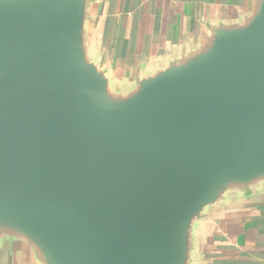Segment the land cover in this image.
I'll return each mask as SVG.
<instances>
[{
    "label": "water",
    "instance_id": "1",
    "mask_svg": "<svg viewBox=\"0 0 264 264\" xmlns=\"http://www.w3.org/2000/svg\"><path fill=\"white\" fill-rule=\"evenodd\" d=\"M98 0H0V264H198L264 191V0L120 77Z\"/></svg>",
    "mask_w": 264,
    "mask_h": 264
},
{
    "label": "crops",
    "instance_id": "2",
    "mask_svg": "<svg viewBox=\"0 0 264 264\" xmlns=\"http://www.w3.org/2000/svg\"><path fill=\"white\" fill-rule=\"evenodd\" d=\"M252 2L98 0L96 51L117 76L140 74L197 41L207 22L237 18ZM201 246L198 264H264V191L217 213L202 234Z\"/></svg>",
    "mask_w": 264,
    "mask_h": 264
}]
</instances>
